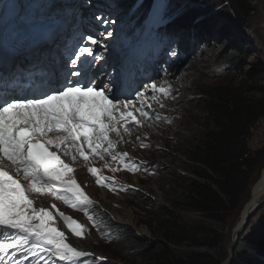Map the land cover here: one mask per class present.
<instances>
[{
  "label": "snow or ice",
  "instance_id": "obj_1",
  "mask_svg": "<svg viewBox=\"0 0 264 264\" xmlns=\"http://www.w3.org/2000/svg\"><path fill=\"white\" fill-rule=\"evenodd\" d=\"M152 14L159 17L158 27L173 19L159 2ZM95 20L103 29L101 34L111 38L109 29L115 22L106 16ZM40 26L39 21L19 11L10 18L0 12V92H6L21 71L15 58L8 57V41L28 44ZM85 39L93 46L99 43L93 35ZM94 52L95 48L87 45L77 49L64 65L63 78L58 77L39 95L0 96V264H105L103 258L76 243L86 241L89 229L83 223L55 203L39 206L30 197L47 190L63 205L82 211L93 221L91 227L97 228L88 211L95 202L73 175L74 164L89 165L87 170L97 185L117 191L112 183H104L111 178L91 164L102 161L113 172L119 165L133 174L146 171L147 165L133 160L126 151H117L118 145L146 119L172 123L170 117L152 112L145 99L146 94L153 99L172 94L167 82H139L133 89L135 99L122 98L126 95L122 74L127 71L132 76L136 71L134 46L121 51L109 49L107 58ZM168 53L176 55L172 48ZM97 59L116 71L115 76L106 72L107 79L99 84L101 76L94 68ZM120 190L134 189L121 186Z\"/></svg>",
  "mask_w": 264,
  "mask_h": 264
},
{
  "label": "rangeland",
  "instance_id": "obj_2",
  "mask_svg": "<svg viewBox=\"0 0 264 264\" xmlns=\"http://www.w3.org/2000/svg\"><path fill=\"white\" fill-rule=\"evenodd\" d=\"M10 1L12 5L21 6L24 0ZM87 1L89 3L88 8L92 5L93 11L95 0ZM248 2L249 14L243 15L244 18H239L230 0H167L165 11L173 16L170 27L175 30L180 28L179 26L185 28V32L180 31L176 35L177 38L182 40H177L179 45H169L176 39L172 38V33L167 35L165 30L158 35V38L154 34L153 29L148 34L146 8H141L134 17L129 13V9L134 6L135 0H119L120 6L123 7L119 8V12L107 16V18L115 22L109 29L112 32V36L115 33H119L121 36L120 41L124 40L128 46L139 42L137 45L139 50L143 37L147 35L143 42L145 53L150 51V53L155 52V55H159L165 51L158 61L152 60L156 64L153 69L159 72L154 74L156 76L152 78L155 82H167L171 87L172 94L155 99L147 95V102L151 104L152 112L170 117L172 123L146 119L141 127L133 130L134 132L131 131L130 136H125L126 142L120 143L118 150L120 152H128L132 159L138 158L145 161L148 167L146 171L142 170L133 174L124 173L122 165H119L118 170L113 172L110 167H105L103 164L104 171H101L114 173L116 178L111 179L106 184L112 183L118 189L117 191L97 185L95 178L88 170L84 171L85 180L88 181L89 177L92 178L91 192L87 194H92L93 190L95 192L92 197L95 199L96 204L94 203L89 208V213L94 216L97 220L96 222H99L100 218L101 222L109 225L102 228L104 233L110 232L109 229L120 230L121 232H125L126 229L131 236V240H136L137 242L125 240L123 236L121 238L118 235L115 241L103 243L98 237L93 235V231H90L85 244L96 253L97 257L107 258L114 264H148L147 260L144 261L142 258L132 259V256L135 254L139 256L143 251L149 249L153 245L152 243L160 241V239L156 240L150 229L151 226H149V221L157 213H175L183 221L197 226L202 231L210 233L214 231L219 236V239L223 238L222 247L224 246V250L227 251L223 264H233L235 257L239 253L248 251L243 239L251 225L262 217L264 213V198L261 200L259 204L261 206L252 218L250 226L239 242H237L240 247L238 249L233 248L234 244L232 245V241L241 213L250 201L252 189L258 183L264 170V118L259 120L250 131V137L248 138L249 147L255 152L256 157L248 170V177L250 178L249 191L237 212L227 221L217 223L208 217H203L199 213L179 210L173 205L175 198L183 191L184 181H182V177H191V173L188 170L186 171L183 166L188 160L187 149L194 144L190 140V136L198 131L197 126L201 112L197 108L196 111L195 107H197V104L195 102L200 100V97H203L201 90L206 85L232 77L238 83L241 77H244L245 73L254 67L256 63L264 65V0H248ZM110 5L113 4L110 3ZM104 7L105 5L102 6V8ZM126 7L128 10L125 9ZM188 10L189 12L193 10L190 13L200 12L198 15H194L192 24L181 21L185 17L183 13ZM93 13L96 16L100 14V12L94 11ZM93 13L91 14L92 20ZM224 18H228V21H223ZM175 19H179L180 24L173 23ZM206 25L210 28H207ZM237 25H240V28H236ZM224 26H228L227 34H223ZM155 28H158V26H155ZM142 33L144 36L141 37ZM139 35L140 38H138ZM222 40H225V45L221 43ZM235 44L236 46H234ZM180 45L184 47L179 50ZM187 45H190V50H188ZM224 46H226V49H224ZM170 48L175 49V56L168 53ZM186 50L188 51L181 55L182 58L180 60L176 58L178 51L183 52ZM224 50L229 52L227 56L223 57L221 54L224 53ZM240 51L244 53H240ZM144 61L146 62V60ZM168 61H174L173 68H171L173 70L170 73L161 72L162 70L158 66H161L164 62L162 67H165L164 65ZM242 63L244 65L240 66ZM148 81L143 83L146 84ZM140 91H143V88H140ZM152 99L153 101H151ZM160 104H163L164 107L161 108ZM190 129L195 130V132L192 133ZM142 144H148L149 147L144 148L141 146ZM108 163L109 165L113 164L110 159ZM121 186L124 189L134 190H120ZM105 189H108V191H105ZM103 193H105L106 198L111 203L116 202L119 198L125 199L127 208L123 207L125 205H103ZM83 224L91 230L93 229L91 225ZM180 249L184 251L183 248ZM218 251L215 250L216 253Z\"/></svg>",
  "mask_w": 264,
  "mask_h": 264
},
{
  "label": "trees",
  "instance_id": "obj_3",
  "mask_svg": "<svg viewBox=\"0 0 264 264\" xmlns=\"http://www.w3.org/2000/svg\"><path fill=\"white\" fill-rule=\"evenodd\" d=\"M230 1L239 18L249 14L248 0ZM150 2L148 0L147 4ZM190 12L183 13L182 22L192 24L195 14L200 13ZM212 20L215 21L214 18ZM223 21H228V18ZM173 23L180 24V20L175 19ZM179 27L176 31H185L184 27ZM227 27L224 26L223 34ZM225 40L221 41L224 45ZM228 52L224 50L221 56H227ZM234 79L206 85L201 90L203 97L195 102V109L201 112L198 131L190 129L195 132L190 136L194 144L188 147V160L183 166L191 177H182L183 191L173 204L179 210L199 213L217 223L227 221L240 209L247 196L250 184L248 170L256 157L249 147L248 138L251 129L264 118V65L256 63L238 83ZM149 226L156 240L160 241L152 243L149 249L139 256L135 254L132 259L142 258L148 264H223L227 256L222 247L223 238L219 239L214 231H202L188 224L175 213H157L149 221ZM118 235L131 240L126 229L125 232L119 230ZM131 241L137 243L136 240ZM243 241L248 251L239 253L233 264H264V213L251 225ZM215 250H219L218 253Z\"/></svg>",
  "mask_w": 264,
  "mask_h": 264
},
{
  "label": "bare ground",
  "instance_id": "obj_4",
  "mask_svg": "<svg viewBox=\"0 0 264 264\" xmlns=\"http://www.w3.org/2000/svg\"><path fill=\"white\" fill-rule=\"evenodd\" d=\"M1 1H3V0H1ZM166 1L167 0H158L157 2H159V3H161V4H163L165 6ZM111 3L113 4V2H111ZM79 18H81L80 15L78 16V19ZM158 19H159L158 16H154L153 15L151 20H150V24L158 23ZM63 22H65V21L63 20ZM98 39H99V44H101V45H103L105 47H108V46L112 45L111 44V38L108 40L105 37L104 34ZM65 46L67 48L69 45L67 44ZM20 66H21V70L33 69L31 66L29 67V65H27L26 63H21ZM153 68H154V65H150L149 66V69H153ZM148 82L152 83V82H155V81H153V78H152V80L148 81ZM148 82L146 84H148ZM151 101H153V99ZM149 102H150V100H149ZM147 130H149V129H147ZM78 182L84 188V191L86 193H90L91 192V178L90 177H89L88 181H78ZM251 193H252L251 194V199H250L251 201L248 202L247 207L245 208L246 210L242 213V218H240V220L238 222V225L235 228V231H234V234H233L234 236H233L232 245L234 244L233 248H236V249H238L240 247V245L237 244V242H239V240H240L239 239V235H240V232L242 231V229H243V227L245 225V219H246V215H247V212H248L247 208L249 207L250 204H253V210H255V208L260 204L261 200L264 198V170L262 171L261 177H260L258 183L253 187ZM119 199L116 202L111 203V202L108 201V198H106L105 193H103L102 203H103V205H106V206H111L113 204L122 205V206L125 205L123 207L127 208L126 200L125 199H121V198H119ZM76 243L80 247L84 248V243L81 244L79 241H77Z\"/></svg>",
  "mask_w": 264,
  "mask_h": 264
},
{
  "label": "water",
  "instance_id": "obj_5",
  "mask_svg": "<svg viewBox=\"0 0 264 264\" xmlns=\"http://www.w3.org/2000/svg\"><path fill=\"white\" fill-rule=\"evenodd\" d=\"M250 201H251V200H250ZM250 201H249V202H250ZM260 206H261V205H258V206L255 208V210H253V204H250L249 207L247 208V209H248V212H247L246 219H245V225H244L242 231L240 232L239 239L245 234L246 230H247L248 227L250 226V223H251L252 218L255 216V214H256L257 211L259 210ZM246 207H247V205H246ZM246 207H245V208H246ZM245 208H244V210L242 211V213L246 210ZM242 213H241V217H240V218H242ZM247 250H248V248H247Z\"/></svg>",
  "mask_w": 264,
  "mask_h": 264
}]
</instances>
